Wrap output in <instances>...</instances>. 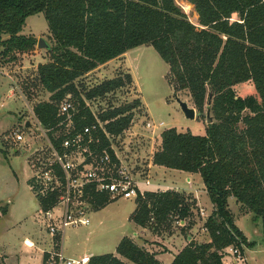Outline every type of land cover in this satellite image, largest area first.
<instances>
[{"label": "trees", "instance_id": "1", "mask_svg": "<svg viewBox=\"0 0 264 264\" xmlns=\"http://www.w3.org/2000/svg\"><path fill=\"white\" fill-rule=\"evenodd\" d=\"M187 1L198 15V26L189 21L175 0H0V59L12 63L18 54L36 50L37 38L22 32L29 17L43 14L54 45L48 50L50 60L38 66V79L50 98L37 104L34 114L57 148L64 136L55 138L54 133L66 126L59 105L68 95L79 101L73 116L76 131L99 121L113 138L132 126L133 111L141 106L138 100L98 118L86 105V100L132 84L130 73L106 80L85 91L84 96L79 81L142 46L157 51L169 66V82L175 93L187 91L199 117L204 116L211 98L214 122L205 135L165 130L152 163L200 175L214 206L204 224L210 242L200 244L188 237V245L172 264H224L226 248L241 243L247 249L256 245L236 226L230 198L247 209L254 221L262 222L264 244V0ZM247 82H253L258 97L237 96L234 88ZM99 133L101 150L108 149L119 166L111 141L102 130ZM38 201L46 211L57 198L52 195ZM90 202L98 211L113 201L93 190ZM136 205L130 221L142 228L170 216L185 221L192 214L184 196L174 191L139 194ZM8 211V206H0V219ZM90 264L160 262L155 254L125 237L116 254L94 256Z\"/></svg>", "mask_w": 264, "mask_h": 264}, {"label": "rangeland", "instance_id": "2", "mask_svg": "<svg viewBox=\"0 0 264 264\" xmlns=\"http://www.w3.org/2000/svg\"><path fill=\"white\" fill-rule=\"evenodd\" d=\"M175 2L185 12L189 21L198 26V15L194 7L187 0H175ZM234 19H237V16H234ZM22 35L34 36L37 40L43 38L50 47L54 45L43 14L29 17ZM133 51L131 52L136 56L132 61L130 72L124 69L127 65L124 67L122 66L124 63L120 64L117 61L81 79L79 90L84 96L85 91L88 92L106 80L119 75L125 76L126 73L132 76V84L103 97L86 100V105L98 118L110 109L132 104L137 100L141 102V106L133 111L132 126L123 135L111 138L113 150L119 153L124 161L122 166L139 184L141 180L146 182L152 175L147 166L150 157L160 148L161 134L165 130L176 128L181 133L191 132L193 135L203 136L209 125L205 117L206 110L203 117L198 116L195 120L185 118L176 102L175 94L183 101H187L189 106L196 110L197 108L187 91L175 93L169 82V66L153 47L142 46ZM49 60V52L45 49L40 50L37 46L33 52L18 54L17 60L12 63L0 59V206H8V210L10 209V214L0 219V246L9 247L11 252L22 256L26 264L30 262L35 264L37 259L34 254H41V250L36 248L33 252L28 251L22 245L20 226L13 229V225L20 220L35 222L41 226L46 224L40 203L29 188V181H32L38 167L41 166L40 162L49 154L48 149L52 143L49 131L41 126L34 114V107L39 103L48 102L50 98V94L43 89L38 79V66ZM234 90L241 98L258 97L253 82L240 84ZM65 99L71 100L77 112L79 107L77 97L68 95ZM197 113L199 114L198 110ZM28 121L33 125L31 130L25 128V123ZM99 123L104 126L103 123ZM148 124H151L150 128ZM16 130L23 131L26 143H14L11 136ZM70 131V126H65L54 133V137L60 138ZM168 170L165 173L159 172L151 179L152 182L160 185L159 192L167 185L170 191L171 188H175L173 184L188 186V178L184 180L183 177L186 172ZM197 177L201 186L196 182L195 189L204 187L201 176ZM178 193L184 196L192 207V214L184 221V225L178 224L181 220L176 219V216H170L164 222L149 224L147 228L153 233L162 234L173 245L176 242L188 244V237L200 244L210 242L208 231L203 229V226L212 213L205 208L199 209L194 206L193 199L186 191ZM135 205L136 199H120L98 211L93 208L89 227L69 228L66 231L65 247L69 246L75 250L86 248L94 256L115 253L121 237H130L136 231V226L132 221L130 222L134 213L131 214V211ZM229 205L238 226L248 236L247 240L256 243L255 247L246 251L247 264H264L262 222L254 221L253 215L234 198L229 199ZM201 211H204L208 217H203ZM46 232L48 234L47 227ZM148 243L149 249L154 250L155 247L152 246L156 245V248L161 247L159 251H168L167 247L157 242ZM170 259L171 257L166 256L163 258V263L169 264ZM2 260L6 264L4 256L0 254V261ZM230 261V258H223L225 263L230 264Z\"/></svg>", "mask_w": 264, "mask_h": 264}, {"label": "built area", "instance_id": "3", "mask_svg": "<svg viewBox=\"0 0 264 264\" xmlns=\"http://www.w3.org/2000/svg\"><path fill=\"white\" fill-rule=\"evenodd\" d=\"M59 113L66 117V126H70L71 131L64 136L59 148L50 144L49 154L40 162L41 166L30 186L37 199L52 195L57 198L53 207L42 211L48 234L57 239L53 243V251L47 252L44 264H90L91 256L67 257L61 250V243L69 228H87L91 225V192L106 194L111 201L137 199L139 194L144 193L140 192L137 182L125 167L113 162L108 149L101 150L99 131L102 130L110 141L111 137L99 121L76 131L73 116L77 112L69 99L60 103ZM147 126L150 128L151 124ZM11 139L14 143H26V137L20 130H16ZM146 184L150 182L146 181ZM201 213L203 217H208L204 211ZM178 224L183 226L184 221H178ZM246 251L247 248L241 243L226 248L223 254L226 259H231L230 264H247Z\"/></svg>", "mask_w": 264, "mask_h": 264}, {"label": "crops", "instance_id": "4", "mask_svg": "<svg viewBox=\"0 0 264 264\" xmlns=\"http://www.w3.org/2000/svg\"><path fill=\"white\" fill-rule=\"evenodd\" d=\"M133 51V50H131ZM127 52L125 55H123L120 58H117L115 60H112L111 62L100 66L98 69H96L93 72H98L100 69L107 67L108 65L112 64V63H124L122 66L125 67V65H127L124 69L126 71H131V66H132V61L134 59V57L136 56L133 52ZM92 72V73H93ZM90 75V74H89ZM162 144V140L160 139V143H159V147H161ZM157 151V150H156ZM155 151V152H156ZM154 152V153H155ZM153 153V155H154ZM118 159L120 160L121 165H124V161L122 160L121 156L119 155V153H116ZM153 155L150 157V161H149V165L147 166L148 169L150 170V174H152L151 176H149L150 179H147L146 181H149L150 184L147 185L145 181L141 180L138 184L139 186V190L141 193H145V192H159L160 185H157L156 182H152L151 179L155 178L156 175L160 172V173H165V171H169L168 169L164 168V167H158V166H154L152 163L153 160ZM127 168V167H126ZM184 173V172H182ZM175 176V175H173ZM199 176L198 174H190V173H184V180L185 178H188V186H179V185H175L173 184V186L175 188H171L172 191H176V192H181L183 193L184 191H186L189 196L193 199V202L196 203V207L199 209L205 208L207 211L209 210L210 213L213 212L214 210V206L211 203L208 195H207V191L204 187H198L197 189H195L194 183H198L199 186H201L200 180L198 179ZM182 178V177H181ZM29 181V180H27ZM149 186H155L154 188H151ZM172 186V187H173ZM30 190L32 191L31 187L29 186ZM162 188H165V190H162ZM160 192H165V191H170L168 190L169 186H165L162 187ZM174 189V190H173ZM35 196V195H34ZM137 208V205H135V207H133L131 214L133 212H135ZM10 214V209L8 214L5 216L7 217ZM131 222V221H130ZM133 223V222H132ZM136 226V231L134 233V235L128 237L131 238L132 240L135 241L136 244H138L141 247L146 248L147 251H149L152 254H155L156 259L160 262V264H164V260L163 258H165L166 256L171 257L169 264H172L175 257L188 245L186 244H181V242H176L174 245L171 244L169 242L168 239H166V237H164L162 234L160 233H153L152 230L148 229V228H142L138 225H136L135 223H133ZM235 224L236 226L242 231V233L248 237L243 230L238 226L237 221L235 220ZM15 225V226H14ZM13 225V229H15L16 227L20 226L19 230H22V245L24 247H26L28 249V251L33 252L34 249H39L41 250V254H34L36 256V263L35 264H44L45 259L47 257V252H51L53 251V243L57 240L56 238H52L49 234H47L46 232V224H42L41 225H37L35 222L31 223L28 222L27 220H20L18 222H16ZM205 227L203 226V229ZM12 229V230H13ZM77 233V231H75ZM76 233H74V235H76ZM66 235V233H65ZM65 235L62 239V243H61V250H63L64 254L69 257V258H80L83 256H91L94 257L93 253H90L89 251H87L88 249H81V250H75L73 248H70L69 246L65 247ZM121 237V239L119 240V242L125 238ZM195 241V239H193ZM157 242L158 244H160L163 247H167L168 251L164 252V251H159V249L161 247H157L156 245H153L152 247H155V249H149L148 246V242ZM189 243V242H188ZM208 243V242H207ZM118 246V245H117ZM117 248V247H116ZM0 254L4 256V260L6 264H26L24 262V259L22 260V256H20L19 254H15L14 252H11V250L9 249V247L3 245L0 246ZM111 254H116L115 253H111ZM14 255V256H13ZM101 255H105L104 254H99V256ZM34 259V258H33ZM124 262L127 263V261L125 259H122ZM32 261V260H31ZM35 262V261H34ZM31 264V262L29 263Z\"/></svg>", "mask_w": 264, "mask_h": 264}, {"label": "water", "instance_id": "5", "mask_svg": "<svg viewBox=\"0 0 264 264\" xmlns=\"http://www.w3.org/2000/svg\"><path fill=\"white\" fill-rule=\"evenodd\" d=\"M37 48L40 50H50V46L45 42L43 38H40L38 40ZM176 102L179 105V108L181 112L184 114L185 118L188 120H195L199 114L197 113V110L191 106H189V103L187 101H183L177 94H175ZM211 98L208 101L207 109H206V120L208 125L213 124L214 118L211 114ZM33 125L30 121L26 122L25 128L31 130Z\"/></svg>", "mask_w": 264, "mask_h": 264}, {"label": "bare ground", "instance_id": "6", "mask_svg": "<svg viewBox=\"0 0 264 264\" xmlns=\"http://www.w3.org/2000/svg\"><path fill=\"white\" fill-rule=\"evenodd\" d=\"M163 125V124H162Z\"/></svg>", "mask_w": 264, "mask_h": 264}]
</instances>
